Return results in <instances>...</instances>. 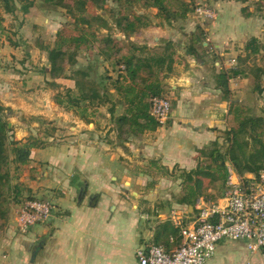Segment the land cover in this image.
<instances>
[{"label": "crops", "instance_id": "0c3cea01", "mask_svg": "<svg viewBox=\"0 0 264 264\" xmlns=\"http://www.w3.org/2000/svg\"><path fill=\"white\" fill-rule=\"evenodd\" d=\"M48 12L32 7L21 17L9 20L7 28L14 33L6 31L4 24L7 35H0V105L7 109L10 136L24 142L30 136H44L49 125L56 129L46 139V146L31 150L30 162L21 167L15 178V183L22 184L34 197L47 198L56 206L46 223L27 233L32 242L41 238L28 250L29 264H139L135 252L141 246L157 244L167 250L175 249L182 237L172 223L171 210L182 211L188 224L198 214L195 202L184 203L182 172L197 167L198 151L215 141L223 144V134L228 129L229 103L217 88L215 74L229 69L227 60L223 61L224 67L219 66L218 55H230L226 50L233 54L235 47L228 43L239 41L238 34L234 35L230 28L235 25L233 20H216L204 29L211 33L206 39L213 43V49L206 41L195 42L197 56L187 53L191 42L177 41L180 35L169 33L170 27L152 26L138 34L140 57L153 55L169 41L174 43L176 53L172 71L168 72L166 66L161 71L153 68L149 83L161 84L164 91H169L170 118L166 125L140 132L136 140L139 143L133 145L116 132L114 117L124 115L128 104L113 88L109 101H98L89 110L90 122L56 102V95L65 89L74 90L76 82L67 77H51L45 47L52 48V43L43 33L50 30L55 17ZM97 48L88 54L81 50L78 59L84 53L88 65L78 62L71 71L90 69L92 75ZM244 66L241 64L242 71L250 76ZM149 74V70L141 71L140 77L146 79ZM236 77L229 86L233 99L242 101L243 82ZM234 81L239 87L233 85ZM142 123L144 119L140 118V126ZM224 184L217 189L208 188V192H218L215 199L206 194L200 196L217 201L223 196ZM14 239L9 242L10 251L17 248ZM244 249L251 257L258 253L250 254L242 241H221L206 264H248L237 263ZM260 252L264 255V248Z\"/></svg>", "mask_w": 264, "mask_h": 264}, {"label": "trees", "instance_id": "16d2710c", "mask_svg": "<svg viewBox=\"0 0 264 264\" xmlns=\"http://www.w3.org/2000/svg\"><path fill=\"white\" fill-rule=\"evenodd\" d=\"M237 1L246 2L247 0ZM36 2L40 3L41 7L39 8L42 10L65 9L75 19L72 23L73 27L64 25L57 31L53 48L45 47L50 63L51 77H67L76 82L74 90L65 89V92L56 95V102L60 105L65 104L66 108L73 110L82 120L90 122L87 116L89 110L94 108V104L98 101L100 103L109 101L110 88H113L118 97L128 104L124 115L114 117L120 138L128 131L138 137L140 132L147 129L153 130L160 126L149 113V101L153 97H165L164 90L161 84L149 83L153 68L161 71L166 66L168 72L172 71L173 56L176 53L174 43L166 42L153 55L141 57L129 49L130 53L121 57L120 65L124 66V70L121 69V66L119 67L116 79L113 80L112 77L105 75L98 80H93L90 69L71 71V68L77 64L81 50L89 51L95 47H98L99 56L104 57V62L109 60V50L114 48L113 45L111 46L110 37L108 35H104L103 38L98 37L97 29L89 26L91 22H101L107 28L108 21L102 15L91 13L88 6H91L92 0H0V25L4 21L1 11L6 14H14L18 10L27 13ZM173 3H178L177 7L180 9H171ZM144 4L157 8L169 24L171 21L184 18L188 12L187 8L182 7L181 0H145ZM256 4L264 6V0H256ZM245 10L241 9V12H245ZM86 12H88L87 15H85ZM246 15L247 18L251 17ZM115 24L126 42H132V37L150 27V23L138 15H134L132 19L123 15L118 17ZM0 28L2 27L0 26ZM196 30L189 35L191 43L187 50V53L193 56L198 55L194 43L206 41L203 29L197 27ZM263 49V43L255 36L246 41L244 46L247 56L259 55ZM239 60L241 59L239 58ZM239 63L240 65L215 74L217 88L223 93V99L229 103L228 129L223 134V144L215 141L209 147L198 151L197 167L190 172H182L181 177L185 181L184 203L193 205L200 195H205L208 188L217 183H225L228 161L242 175L247 173L258 175L264 172V118L253 115L251 110L243 104V101L233 99V91L229 86L232 78L244 74L241 69V61ZM147 70H149V76L146 79L141 78L140 72ZM259 71L255 77L253 91L261 94L264 92V85L260 82L264 77V68H260ZM68 72L71 74L68 75ZM140 80L142 86H140ZM108 81L109 83H106ZM140 118L144 119L141 126ZM8 125L7 109L0 105V218L2 219L6 218V212L10 209V192L15 196L21 191V184L12 185L14 175L10 165L14 164V169L20 171L21 167L30 162L31 150L46 146V139L48 136L51 137L56 130L51 127L44 136H30L22 142L10 136L11 129Z\"/></svg>", "mask_w": 264, "mask_h": 264}, {"label": "rangeland", "instance_id": "374dc122", "mask_svg": "<svg viewBox=\"0 0 264 264\" xmlns=\"http://www.w3.org/2000/svg\"><path fill=\"white\" fill-rule=\"evenodd\" d=\"M91 1V0H90ZM183 3V8H187L188 12L186 13L184 18H179L178 20L171 21L170 24L167 23L165 18H163L160 14V11L157 8L146 6L145 0H92L91 6H88L89 10L92 11L91 13L93 15L99 14L102 15L106 21H108V27H104L101 22H91L89 23L90 27H95L97 29V36L103 38L104 35H108L111 39V46L113 45L114 48H111L109 50V60L104 62L102 59L100 60L97 50L94 53V59H93V68H95L92 71L91 79L98 80L101 77L107 75V73H112V79H116L119 67L121 66L120 62L122 61L121 57L125 54H129L130 50L133 52H136L140 55V35H135L131 41L126 42L125 39H123L122 34L116 27V20L118 17H121L123 15H126L130 17L131 19L134 17V15L141 16L142 18L146 19L150 23V27H162L167 29H174L177 31V33L174 31L172 32L169 30V33L176 34L180 37V40L177 41H185L188 43L190 41V33L196 32L197 27H200V29H206L209 28L210 25L216 20H226V21H232V24H235L234 27H231L233 29V34H238L239 41L235 40L230 41L228 45L233 44L235 47V52L231 54L232 50H226V52L230 55L226 56H219V66L224 67V60H227V67L231 68L236 65H240V61L242 65L244 66V69L250 70V76L247 74L242 75L241 79L236 77L239 82H243L242 88H241V94L240 97H242L243 104L248 107L251 110V113L258 117L264 118V92L263 93H257L253 91V88L255 86V80L256 75L259 74L260 68H264V49L259 55L256 56H247L244 52V46L246 44V41H248L252 36H255L259 39L261 43L264 45V6L256 4V0H247L246 2H240L237 0H181ZM178 3H173L171 9L179 10L180 7H177ZM200 4L206 7L211 8L215 12V18L213 20H202L201 18H198L194 14V8L195 5ZM21 5V4H20ZM19 5V7H20ZM40 3L36 2L33 7H37L39 10ZM101 5V6H99ZM241 9H246L245 12H241ZM45 11V10H42ZM49 14L54 16L55 20L53 23L51 22V26L49 27L47 32L43 33L47 39H50V44L52 43V48L54 46V39L57 31H59L64 25L73 27V22L75 21L74 17L71 14H68L65 9L62 8H53L48 10ZM20 10L16 11L14 14H6L1 11V15L4 17V21L1 23V27L5 25V30L14 33L12 30H8V22L9 20L16 16L21 17ZM88 12L85 13L87 15ZM250 15L251 17L245 18L247 15ZM49 18H52L51 16H47ZM42 18V21L44 22V19ZM53 20V19H51ZM224 21V23L226 22ZM45 25V24H44ZM225 26V25H223ZM170 27V28H169ZM222 27V26H221ZM220 27V28H221ZM0 28V35L2 37H5L7 35L5 30ZM222 29V28H221ZM226 29V28H225ZM157 30V29H156ZM23 31V32H22ZM21 33L26 36V32H24L23 29H21ZM205 38H209L210 34L207 31H204ZM14 37L17 36V33L13 35ZM221 37V36H220ZM218 38V40L220 39ZM18 39V38H17ZM178 39V38H177ZM13 40V39H12ZM122 41V42H121ZM212 41V40H210ZM121 42V43H120ZM191 42V41H190ZM206 43H209V46L213 49V43L209 42L208 39H206ZM181 44V43H180ZM97 45V44H96ZM227 45V46H228ZM2 48V47H0ZM130 49V50H129ZM87 52V50H83V52ZM238 51H241L240 53ZM82 52V53H83ZM239 53V54H237ZM88 54V52H87ZM84 53L82 54L81 60L78 59V62L84 65H88V60L86 57H83ZM235 57V59H230L231 57ZM88 55V57H90ZM104 58V57H103ZM239 58L241 60H239ZM229 59V60H228ZM235 60V65L232 66V61ZM245 60V62H243ZM77 62V63H78ZM7 64V63H6ZM9 65V64H7ZM76 66V65H74ZM73 66V67H74ZM72 70V68H71ZM71 73V72H70ZM68 73V75H70ZM244 73V72H243ZM254 77V78H253ZM247 79V81H245ZM261 84L264 85V77L261 79ZM108 83V82H107ZM233 85L235 87H239L238 83L233 82ZM65 92V91H64ZM165 97L170 99L172 102V97L170 96L169 91H164ZM121 109L118 111L117 115L121 113ZM103 117V116H102ZM118 117V116H117ZM48 124V123H46ZM51 126L49 125L47 127V130L50 129ZM46 130V131H47ZM46 131L43 132V134H46ZM118 133V131L116 130ZM140 136H133L131 133H125L122 138H126L128 142L132 143L133 145H136V140ZM131 149H133L131 147ZM225 150V149H224ZM223 150V151H224ZM227 163L230 164L228 161ZM226 163V168H227ZM233 165V164H232ZM11 172L14 175L12 185H15L16 183V175L20 171H16L15 165L11 164ZM160 172H163L161 170ZM137 173V171H136ZM178 176V173L176 174ZM20 184V183H18ZM219 186V183L211 186L210 188L217 189ZM21 191L15 196L10 192V204H9V211L6 212V218L2 219L0 218V264H29V257H30V251L29 248L33 245H37L39 241L41 240L40 237H38L34 242L31 241V238H28L27 233L22 234L18 232L17 226H16V212L19 209L20 205L27 199L31 198H37L34 197L33 194H31L29 191H26L22 184L20 185ZM123 190V187H122ZM125 190H123L124 192ZM206 196L209 198L215 199L218 196V192H215V194L212 192L206 191ZM38 199L42 200H48L47 198H44L40 196ZM38 225L32 227L33 230H36ZM14 237H16L17 240V248L15 250H9L10 245L9 242L14 240ZM231 243V241H223V244ZM10 251V252H9ZM261 252L259 251L254 256H250L245 249L241 251V254L237 257V263L245 262L248 264H264V255H260Z\"/></svg>", "mask_w": 264, "mask_h": 264}, {"label": "built area", "instance_id": "2783aa9c", "mask_svg": "<svg viewBox=\"0 0 264 264\" xmlns=\"http://www.w3.org/2000/svg\"><path fill=\"white\" fill-rule=\"evenodd\" d=\"M194 14L202 20H213L215 12L197 4ZM235 65V60L232 61ZM124 70V66H121ZM151 117L160 125L170 118L172 102L167 97L150 99ZM224 193L217 201L199 196L194 203L195 220L188 224L182 211L172 209L170 217L182 237L173 250L163 245L139 247L135 257L139 264H206L216 253L221 241H242L250 254L264 248V172L242 175L227 163ZM56 206L50 200H25L16 212V226L26 234L36 225L46 223Z\"/></svg>", "mask_w": 264, "mask_h": 264}, {"label": "water", "instance_id": "95a60500", "mask_svg": "<svg viewBox=\"0 0 264 264\" xmlns=\"http://www.w3.org/2000/svg\"><path fill=\"white\" fill-rule=\"evenodd\" d=\"M38 250H39V248L36 249V251L33 253V255H32V261H34L36 255H37V253H38Z\"/></svg>", "mask_w": 264, "mask_h": 264}, {"label": "flooded vegetation", "instance_id": "af4514ba", "mask_svg": "<svg viewBox=\"0 0 264 264\" xmlns=\"http://www.w3.org/2000/svg\"><path fill=\"white\" fill-rule=\"evenodd\" d=\"M36 249H38V247ZM36 249H35V251H36Z\"/></svg>", "mask_w": 264, "mask_h": 264}]
</instances>
